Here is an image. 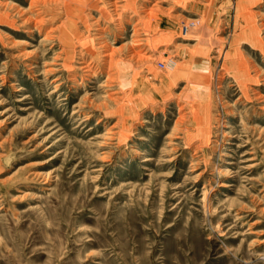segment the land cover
Listing matches in <instances>:
<instances>
[{
    "label": "rangeland",
    "instance_id": "rangeland-1",
    "mask_svg": "<svg viewBox=\"0 0 264 264\" xmlns=\"http://www.w3.org/2000/svg\"><path fill=\"white\" fill-rule=\"evenodd\" d=\"M112 2L0 0V264H264V0Z\"/></svg>",
    "mask_w": 264,
    "mask_h": 264
},
{
    "label": "bare ground",
    "instance_id": "bare-ground-1",
    "mask_svg": "<svg viewBox=\"0 0 264 264\" xmlns=\"http://www.w3.org/2000/svg\"><path fill=\"white\" fill-rule=\"evenodd\" d=\"M31 1H35V0H31ZM71 1H76V2H78L79 4H81V5H86V4H89L90 3V1L91 0H48V4H49V2H50V5H52V7H54L56 10H59L60 11V16L63 18V20H62V22L54 29L55 31H57V33H59L60 35L62 34L60 31H61V29L62 28H66L67 29V31L64 33L65 34V36H68V34L70 33V24H71V17L73 16L72 14H73V9L71 8ZM112 1H114V2H112L111 3V6L113 7V11L115 12L114 14L115 15H117V11H118V9H120V8H122L121 7V5H120V3L121 2H116L117 0H112ZM45 2V1H44ZM145 2H148V1H145ZM144 2V3H145ZM46 3V2H45ZM127 3V2H126ZM30 5V4H29ZM31 5H32V2H31ZM44 6V5H43ZM139 6V5H138ZM154 6H156V4H154ZM196 6V5H195ZM189 8H194V6L191 4V5H189L188 6ZM138 8V7H137ZM136 8V9H137ZM144 8V7H143ZM135 9V10H136ZM140 9V8H139ZM195 9V8H194ZM138 10V9H137ZM151 10V9H150ZM139 11V10H138ZM138 11H136V12H138ZM106 12V11H105ZM111 12V11H110ZM142 13H144V15L142 16V17H140V19L136 22V26H138V27H142V28H146V27H148V25H149V18H148V16H147V14L149 13L148 12V10L146 9V10H144V12H142ZM40 14V13H39ZM81 14V13H80ZM109 14V13H108ZM101 16V15H100ZM106 17V16H105ZM180 18V17H179ZM74 19V18H73ZM81 19V18H80ZM109 20V19H108ZM126 20V19H125ZM183 20V19H182ZM109 22V21H108ZM186 22V21H185ZM78 23V22H77ZM118 24V23H117ZM116 25V24H115ZM101 29V28H100ZM117 29V28H116ZM185 34L183 35L184 37H186L187 39H194V40H196V41H199V42H202L203 41V39H202V37H201V30H203L202 29V27H199L198 26V24H197V20H192L190 23L189 22H187V25L185 26ZM79 30V29H78ZM99 30V29H98ZM102 31V30H101ZM101 31H99V32H101ZM51 32V31H50ZM49 32V33H50ZM63 32V31H62ZM134 34V33H133ZM132 34V35H133ZM49 35V34H48ZM63 35V34H62ZM180 35V34H179ZM177 36V35H176ZM137 37V36H136ZM212 37V36H211ZM148 38V37H147ZM147 38H145V39H147ZM60 39H61V37H60ZM80 39V38H79ZM98 40H100V37L99 38H97ZM145 39H143V40H145ZM106 40V39H105ZM134 40V39H133ZM135 40H136V38H135ZM62 42H63V40H61ZM89 41V40H88ZM137 41V40H136ZM139 41V40H138ZM206 41H208V40H206ZM172 42V41H171ZM65 43V42H64ZM135 43V42H134ZM136 43H138V42H136ZM145 43V42H144ZM147 43V42H146ZM86 43H81L80 44V52L82 51V52H84V51H90L91 53H90V55L91 56H93V57H95V54L96 53H94V51L92 50V49H86V48H84V45H85ZM140 44V43H139ZM107 45V44H106ZM141 46V45H140ZM139 46V47H140ZM171 46V45H170ZM100 47V46H99ZM101 47H106L105 45H102ZM176 46H174V48H175ZM180 47V46H179ZM67 48V47H66ZM148 48V47H147ZM177 48V47H176ZM105 49V48H104ZM120 50V49H119ZM158 50V49H157ZM97 51V50H96ZM102 51V50H101ZM138 51V50H137ZM148 51H149V49H148ZM147 51V52H148ZM178 51V50H177ZM160 52V51H159ZM163 52V51H162ZM175 52V51H174ZM89 53V52H88ZM99 53V52H98ZM141 53V52H140ZM169 53V52H168ZM135 54L136 53H134V56H135ZM144 54V53H143ZM115 55H117V53H116V51H114V50H112V49H107L106 50V52L105 53H103L102 54V57L104 58L103 59V61H104V63H105V65L107 64L108 65V69H109V71L114 67V68H116L115 66L117 65V62H116V59H115ZM137 55V54H136ZM140 55V57H141V54H139ZM138 55V56H139ZM165 55H167V54H165ZM178 55V54H177ZM127 56V55H126ZM174 56V55H173ZM143 57V56H142ZM150 57V56H149ZM130 58V57H129ZM135 58V57H134ZM144 58V57H143ZM142 58V59H143ZM168 58L170 59V57H169V55H168ZM137 59H139L138 57H137ZM151 59V58H150ZM149 59V60H150ZM140 60V59H139ZM145 60H148L147 59V57H146V59ZM145 60H142V61H145ZM174 60V59H173ZM183 60V59H182ZM172 61V60H171ZM176 61V60H175ZM147 62V61H146ZM179 63H182V62H179ZM88 64V63H87ZM89 65V64H88ZM87 65V66H88ZM167 65H169V64H167ZM178 65V64H177ZM194 65V64H193ZM81 66V65H80ZM135 66V65H134ZM82 67V66H81ZM86 67V66H85ZM98 68V67H97ZM87 69V68H86ZM177 69H178V67H177ZM191 69V68H190ZM50 70V69H49ZM169 70V69H168ZM171 70V69H170ZM186 70H188V69H186ZM89 71V70H88ZM179 71V70H178ZM204 71V70H203ZM86 72V71H85ZM177 72V71H176ZM92 73V72H91ZM90 73V74H91ZM178 73V72H177ZM218 74V73H217ZM88 76H90V75H88ZM125 76H122V75H120V74H116L115 73V77H113L112 78V82L113 83H118L119 85H124V84H126V86H127V84L128 83H130L131 82V80H127L126 78H124ZM181 77H183V76H181ZM109 78H111L110 76H109ZM186 83H185V87H183L184 89V92H182L179 96H180V99H181V97L183 96L184 97V99L187 101V103H191L190 105H189V107H188V111L190 110V113H191V116H190V118H191V121H189V122H191V124L193 125V127L192 128H194L195 129V126H198V123L200 122V119H199V113L201 112V110H206V111H204V112H206V114H205V117H207L208 116V114H209V108H210V94H207V95H205V96H202L204 93L203 92H201V91H203V90H206V91H209L208 89H206L205 87H203L202 86V84H204V83H207V81H208V79H207V77L205 76V77H202L201 75H199V74H197V73H195V72H189L187 75H186ZM220 78V77H219ZM174 79V78H173ZM54 81H56L55 79H54ZM168 81V80H167ZM238 81V80H237ZM177 84V83H176ZM146 85V84H145ZM59 86V85H58ZM103 86V85H102ZM151 86V85H150ZM147 87V85L145 86V88ZM163 88V87H162ZM219 88H221V87H218V89ZM164 90V89H163ZM182 90V89H181ZM182 90V91H183ZM229 90V89H228ZM247 90V89H246ZM71 91V90H70ZM141 91H143V90H141ZM156 91V90H155ZM172 91V90H171ZM53 92H55V91H53ZM52 92V93H53ZM167 92V91H166ZM210 92V91H209ZM228 92V91H227ZM51 93V92H50ZM134 93H135V87L133 86V83L131 84V90H130V93H129V95L126 97V99H131V97L134 95ZM143 92H141V94H142ZM147 94V93H149V91H147V89H144V94ZM169 93V92H168ZM113 94V93H112ZM140 94V95H141ZM228 94V93H227ZM86 95V94H85ZM174 95V94H173ZM151 96V95H150ZM257 96H259V94H257ZM110 97V96H109ZM112 97V96H111ZM147 97V95H145V97L142 95L141 97H137V99H136V104H137V106L138 107H140V106H143L144 105V102H145V100H143V99H147L146 98ZM68 98V97H67ZM133 98H135V97H133ZM259 98H261V97H259ZM103 99V98H102ZM112 99V98H111ZM153 99V98H152ZM179 99V100H180ZM219 99H221L220 98V96H219ZM21 100H25V98H23V99H21ZM63 100V99H62ZM110 100V99H109ZM175 100H176V98H175ZM65 101V100H64ZM119 102V101H118ZM196 102H199L200 104L198 105V104H196ZM224 102H225V100H224ZM261 102V101H260ZM105 103V102H104ZM159 103V102H158ZM87 104V103H86ZM177 104V103H176ZM181 104V103H180ZM185 104V103H184ZM80 105V104H79ZM128 106V105H127ZM74 107V106H73ZM76 107V106H75ZM91 107V106H90ZM122 107V106H121ZM178 107V106H177ZM183 108L185 107V106H182ZM182 107H180V105H179V107L177 108V110L179 111V110H183V108ZM264 108V107H263ZM232 109V108H231ZM121 110H124V108L122 107V109ZM163 114V113H162ZM190 115V114H189ZM183 117H185V116H183ZM182 117V118H183ZM189 117V116H188ZM181 118V117H180ZM209 119V118H208ZM177 120V119H176ZM184 120V119H183ZM209 121V120H208ZM211 121V120H210ZM183 122V121H182ZM187 123V122H186ZM208 123V122H207ZM209 123H211V122H209ZM190 124V125H191ZM225 128H226V126H225ZM204 131V130H203ZM172 134V133H171ZM188 135H190V133L188 134ZM136 152H138V151H136ZM150 161H152V159L151 158H148V157H145V159H143L142 160V162H150ZM229 164H232V163H229ZM143 168H146V167H143ZM221 171V170H220ZM200 175V174H199ZM224 176H225V174H224ZM229 178L230 177H233L234 175H232L231 176V174H229L228 173V175H227ZM201 177V176H200ZM234 185L232 184V181H230V182H224V183H220V185H219V187L220 188H225V189H229V188H231V187H233Z\"/></svg>",
    "mask_w": 264,
    "mask_h": 264
},
{
    "label": "built area",
    "instance_id": "built-area-1",
    "mask_svg": "<svg viewBox=\"0 0 264 264\" xmlns=\"http://www.w3.org/2000/svg\"><path fill=\"white\" fill-rule=\"evenodd\" d=\"M159 65H160L161 68L165 67V65L163 63H159Z\"/></svg>",
    "mask_w": 264,
    "mask_h": 264
}]
</instances>
